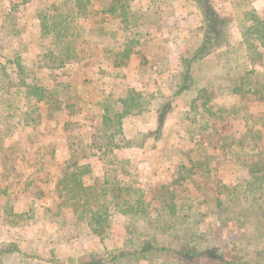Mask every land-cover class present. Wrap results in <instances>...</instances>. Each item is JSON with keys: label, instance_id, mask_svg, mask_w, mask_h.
I'll use <instances>...</instances> for the list:
<instances>
[{"label": "trees", "instance_id": "obj_1", "mask_svg": "<svg viewBox=\"0 0 264 264\" xmlns=\"http://www.w3.org/2000/svg\"><path fill=\"white\" fill-rule=\"evenodd\" d=\"M136 1L146 2L147 7L143 4L133 12L131 5ZM174 5L164 0H53L39 11L40 38L46 42L39 68L48 76L68 67L75 68L78 76L91 67L85 62L94 60L98 47L105 67L124 73L115 76L123 85L127 86L129 71L135 76L137 86L129 87L121 99L99 98L95 103L103 130L94 127L84 133L88 149L84 155L70 154L60 160L55 144L43 142V110L37 105L63 102L46 95L47 86L24 82L30 74L18 52L11 58L0 54V61H6L0 70L19 79L15 93L23 94L26 101L22 112L14 115L18 125L7 122L0 112V142L6 143L0 146L4 221L13 231L36 229L28 244H32L31 252L22 247L27 241L20 238L0 244V264H69L59 254L68 237L67 210L75 224L88 227L89 236L102 247L85 250L72 264H264V257L253 256L254 244L244 243L243 238L251 231L243 230L249 224L257 223L260 229L264 225V75L260 73L264 16L254 9L244 14L242 42L234 47L230 36L234 18L220 15L215 0L183 1L182 8L189 10L186 19L178 18ZM165 10L171 15H164ZM188 19H196L195 30L185 28ZM113 22L122 28L108 31L106 25ZM184 29L200 40L191 53L182 55L180 70L175 72L170 53L160 56L152 45L160 51L158 39L166 40L173 31ZM225 49L228 65L235 64L242 53L244 68L222 67V71L219 67L212 76L203 74L202 66ZM85 50L87 56L82 55ZM146 79L160 81L154 99L144 93V82L139 81ZM74 98V104L59 107L69 119L82 114L84 101ZM256 104L262 106L260 112H254ZM143 115H156L157 120L156 130L145 134L144 142H161L167 123L175 120V146L163 148L172 168L170 182L144 187L134 162L118 157L109 161L103 175L94 176L92 158L133 149L130 142L123 144L127 120ZM86 120L92 121L89 116ZM78 123L74 131L79 130ZM63 129L73 128L66 122ZM246 163L247 180L235 184L223 180V172L237 171ZM27 194L31 197L28 210L19 214ZM19 215L25 218L23 224L16 221ZM119 220L125 232L122 246L110 248L108 241ZM165 236L173 238L162 239ZM226 240L237 253L226 256L220 245Z\"/></svg>", "mask_w": 264, "mask_h": 264}, {"label": "rangeland", "instance_id": "obj_2", "mask_svg": "<svg viewBox=\"0 0 264 264\" xmlns=\"http://www.w3.org/2000/svg\"><path fill=\"white\" fill-rule=\"evenodd\" d=\"M52 1L53 0H0V54L11 58L14 52H18L24 59V66L28 69L30 74L28 76L29 79L24 80V82L29 84L36 82L44 87L47 86L48 89L46 95L49 94L51 97L61 100L63 105L74 104L76 101L74 98L75 96L84 101V105L79 109V111H82V114L70 119L67 118L65 113L60 111V108L63 106L62 104L52 103L51 105L45 106L41 103L37 105H40L43 110L44 119L41 128V133L44 135L43 142L47 141V143L52 142L55 144L59 154L58 157L61 160L65 157H69L70 154L84 155V152L86 153L88 151L85 147L84 133L91 131L94 127L97 131L103 130L101 112L97 109L95 104L99 101V98L118 101L126 94L129 87L132 88L137 85H134L136 84L134 82L135 80H133L135 79V76L134 74H130V71L128 74L129 79L125 80L127 86L123 85L122 80L116 79L115 76H123L124 73H120L121 71L118 70L113 72L111 69L105 67L102 49L99 47L95 49L94 60L91 63L85 62V64H90L91 67L83 69L82 72H79L80 74H78V76L76 75L75 68L73 69L72 67L57 72L56 75H58V77H56V75L48 76L45 69H40L39 67L43 64L41 63V58L43 57L44 44H46V42H43L40 38L41 34L39 31L40 23L38 20V14L41 9L50 5ZM152 1L159 2V0H148V2ZM164 1L170 3L171 6L176 3V13H178L179 19H186L189 16V10L182 8V2H186L187 0ZM143 4L147 7L146 2L143 1L132 3V11H139L143 7ZM215 7L220 15H229L234 18V23L230 27L231 44L234 47H238L242 42L243 24L241 23V20L244 18V14L251 9H254L261 16H264V0H215ZM168 10L171 11L170 8H168ZM169 11L165 10L162 13L166 16H170L171 14H169ZM90 12L89 19L92 18L93 13L96 12V5L91 8ZM184 26L185 28L186 26H191L195 30L196 19L186 20ZM106 28L108 31H114L122 27L120 24L113 22L106 25ZM191 35L193 34H188L185 29L184 31H181V33L180 31H173L171 35L165 37L168 41L167 44L165 43L166 40H164V37L158 39V45L160 44L161 46L160 51H157L154 45H152V51L165 57L166 52H169L170 65L175 72H178L180 70L179 67L182 55L191 53L197 47L200 40V37L193 38ZM219 54L220 56L212 58L205 67L202 66L203 69L201 71L203 74L211 72L210 76H212L213 72L218 70L219 67L222 71V67L225 69L234 68V66L235 68L238 66L239 68H244L241 58L242 53L237 55L236 63L231 65H228L229 62L227 63V59L229 58V51L227 49L220 51ZM82 55L87 56V50H85ZM5 62L6 61L2 59L0 64H3L4 66L6 64ZM260 73L264 75L263 68L260 69ZM41 74L44 77H41ZM32 78H37V80H31ZM247 80L256 79L249 77ZM260 80H263V78ZM139 81L144 82V93H146L149 98L154 99L153 94H155V89L159 87L160 81L150 79ZM20 83H23V81H20ZM0 85L3 88L0 90V112L4 114L3 116L5 118H7V122L18 125L19 118H15L14 115H19L22 112L21 109L26 104L24 95L15 93V87L19 85V79L10 71L5 72L4 74L0 70ZM61 86L68 87L63 91L59 89ZM65 93H67V95H64ZM87 103L90 104L86 107ZM32 106L33 105L31 104V107ZM253 108L254 112H260L262 110L260 104H256V106L253 105ZM52 115L53 117L51 118L50 116ZM88 116L92 120L91 122L86 120ZM48 117L50 118L47 122ZM76 120L79 122V130L74 131V123ZM174 121L175 120L170 119L167 123L165 136L161 142H155L153 140L144 142L142 141L143 136L157 128L156 115H143L129 118L125 128V137L127 141H125V143L123 142V144L125 145L130 142L133 145V149L118 151L108 156L98 155L97 157L92 158L94 162V176L103 175L108 168L109 161L118 157L130 159L134 162L137 169L138 179L144 187L154 188L169 183V176L172 173V168L169 165L168 159L163 157V148L168 147L171 144L175 146L174 133L172 131ZM66 122H69L73 129L64 130L63 127ZM2 145H6V143L0 142V146ZM141 145L142 148L136 147ZM247 166L246 163L242 165V167L239 166L236 169L237 171L233 169L226 170L222 174L223 180L228 184H235L238 181L247 180ZM1 172L2 167L0 166V174ZM23 199V206L18 211L20 212L19 214H23L28 210L31 197L27 194ZM5 206L6 198L4 197L0 200V244L13 240V238L14 240L19 241L20 238L21 240L27 241L23 242L22 247L31 252L32 249L29 247L32 246V244L30 243V246H28V244L30 241L34 240L33 235L35 234L36 229L34 228V230L29 233H25V230L24 232L13 231L7 226V222L4 221ZM67 212L70 217L68 237L64 241V244L60 246L59 254L61 258L66 260V262L72 264L76 258L83 255L85 250H102V247L99 241H96L93 237L89 236L88 227L77 226L72 218L73 216L70 215L71 213L68 210ZM20 216L23 215L17 216L16 221L19 224H23L25 218L24 216ZM122 223L123 220H119L118 225L113 230L114 236L108 241L110 248L114 246L119 248L122 246L124 239L123 233H125L124 230H122ZM255 223L256 222H254V224ZM246 228L251 231L248 233ZM243 230L248 233L247 236L243 237L245 239L244 243L249 241L254 244V246H252V249L254 250V253L252 251L253 256L256 258L264 257V225L263 228L260 229L257 223L254 226L249 224V226L243 228ZM171 238L173 237H162V239H169V241ZM229 238L230 240L233 239L231 235ZM62 239H64L63 234ZM34 244H36V242ZM220 245L224 246L223 249L225 248L224 251L226 250V256H230L231 252H238L236 249L233 250V246H230L227 240L226 244H224V241H220ZM229 249H231V251H229ZM129 264H136V262H130Z\"/></svg>", "mask_w": 264, "mask_h": 264}]
</instances>
